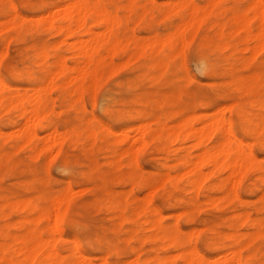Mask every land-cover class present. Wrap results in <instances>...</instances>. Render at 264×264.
I'll list each match as a JSON object with an SVG mask.
<instances>
[{
  "label": "bare ground",
  "instance_id": "1",
  "mask_svg": "<svg viewBox=\"0 0 264 264\" xmlns=\"http://www.w3.org/2000/svg\"><path fill=\"white\" fill-rule=\"evenodd\" d=\"M8 1L10 3L8 4L9 8L5 6L6 0H0L1 15L9 14V9L16 10V8L11 4V1ZM174 1H172V4H168V7L164 10V15H162L166 19H170L174 15L178 16L182 22L177 23V26L174 25L175 27H173V30L168 34L163 36L155 34L153 37L151 36L152 38H149L147 42L145 41V43H143L140 38L135 37L136 34L133 33H131V35L133 34L131 37L129 36L125 39L126 43L123 42L124 40L121 36L122 27L124 25L125 27L126 25H129L130 15L138 8V0H128V4L124 8L127 10V15L122 18L117 16L118 13L114 12V9L104 6L101 0H58L56 3L54 2V5L52 6L51 3L49 4L48 2H44L42 4L37 21L36 23L34 22L35 24H29L23 16L13 17L6 23L2 22L3 24L0 26V35H5L10 38L15 37L16 34H18V37L23 31L33 32L44 29L51 31L58 36L74 39L78 38V40H73L72 43L68 44L69 49L73 53L71 56L75 59L73 66H68L64 57L60 54V48L58 47L51 49L47 44H37L32 46L31 49L33 50L34 57L30 65H26L23 69L21 68L22 71L20 72L18 71L19 69H17V71H13L12 69L13 77H21V79L25 78L30 82L32 86L31 94L27 92L25 94L11 92V86L6 84L0 74V113L2 111L8 113L15 110L16 112H19L18 116L20 114L21 118L20 122H13L14 120L11 121V126L16 127V129H11V131L16 130V133H11L10 131V134H3L1 133L0 128V162L3 163L11 159L13 152H15V150H9V152L3 150L4 144L9 141L13 143V148H17L21 145L30 147L32 155L36 158L43 152L53 153V150H56L55 148L58 150L56 153H60L62 144L68 139L73 145L80 146L81 150L87 155L93 154V149L98 141H107L111 144L109 151L111 153L112 164H119L120 158L132 157V153H134V151L137 152V149H139L140 146L144 147L152 141L156 142L157 148L160 152L170 153L171 156L178 161V164L174 162L176 164L174 168H177V175L175 174L176 176L174 175L175 177H172L170 173L166 171L167 174L164 176H162L161 173H153L149 178L145 179L140 176L139 173L142 170L137 166V164H135V162V167L131 172L124 175L122 178L123 181H146L149 184H153L155 182L162 181L178 182L187 178L190 182L192 190L197 193L192 201L193 206H197L202 203L199 198V194L201 192V182L217 172H225L226 177L219 179L220 182L217 183V186L214 185L225 191L224 197H221L220 199L209 198L206 202L211 205L218 206L224 201L231 202L241 199L238 197L237 193H234L233 190V192H230V189H228L230 184L234 183L235 186L238 185L239 175L242 173L241 175L243 176L245 170L248 168L259 169L264 167L257 164L256 156L254 157L251 149L248 150L249 145H247V142H245L234 130L230 118L218 113L211 115L209 113H197L195 108L198 106L207 107L209 106V103L202 100L198 103L196 101L186 102L183 96L186 92L181 89V78L178 79L177 76L174 77V79H171L170 90L164 93L162 92L160 98L157 100H143L142 88L146 82L157 83L161 82L167 76H174L172 69L173 60L178 57L180 50L182 49L184 51L182 52L183 54H181L185 57L184 52L187 45L185 46L184 44L190 38V40H192V36L197 33L196 31H198L202 22L208 14L211 13L210 10L214 8L219 0H208V4L210 5L209 8L203 9L200 8V6L198 7V4L194 3V0ZM164 2L166 3V1ZM52 8H54L53 10L55 11V14L49 18L50 16H48V14ZM142 8L144 11L141 10L142 12L138 22L148 17L147 13L149 10H145L146 7ZM247 9L248 8H246V10ZM247 11L251 13V16L245 14L246 12L234 14L232 23L230 24L232 31H234L236 36L243 33L242 37L244 38L243 40H245L243 42L247 44L248 49H251V47L254 46V48L258 49V51L264 50V0H250L249 10ZM163 22L162 24H164ZM136 23L137 22L133 24L136 25ZM253 23L257 25V27L255 26L257 31L255 32L252 31ZM96 26L102 27L103 32H101L102 30H100L101 33L94 32L93 27ZM222 30L221 32H219V30V33L217 32L218 40H220V45L218 46L219 51L231 46V43L227 42L225 34ZM189 32L191 37L189 35V38L187 37L188 40L186 41V34ZM8 33H11L12 35L9 36ZM82 33H86L87 35H85L89 36V39L88 37L87 39L86 37L85 39L83 37V39H80L79 37ZM191 33L194 34L192 35ZM234 34L232 35L234 36ZM65 38L63 39V42H65ZM8 42L9 41H7V43ZM130 43L131 45H134V47L128 50V62L126 61V63L122 64V66L112 62H107L109 56L113 57L112 54L120 49L124 50ZM251 43L252 45H250ZM59 44L60 43H58V45ZM233 46H236V48L238 47L237 44H233ZM103 47L105 48V51H107V55L101 53V48ZM209 47V44L202 47V54L197 59L196 66L199 71H202L209 76H214V62H212L210 58ZM51 51L53 52L52 56ZM4 55H6V52L3 53L2 56L0 53V58L4 57ZM51 57L55 58V61L52 63L49 62V58ZM138 58H143L144 64L141 67L140 74L129 83L131 88L138 89L139 91V94L134 97L133 101L130 100L133 104L129 117L135 122L132 127L122 129L120 132H114L92 117L85 123L82 119V124H78L74 127L73 124L71 125L72 128L68 127L69 130L67 129L68 131L66 133H60L58 128L52 124V120H50V115L52 113L50 92L53 89L63 91L66 95L64 98L70 100L69 105L73 108H77L78 111L85 113L86 109L83 107L84 103L82 104V94L87 90H91V93L96 91L103 76L106 74L110 76L115 74L119 71V68L123 67L124 69V67L131 64L132 60L134 62ZM183 60L182 62H184ZM38 66L42 68L43 71L41 72H44L43 74L40 71V75L37 74L38 72L36 73ZM183 66L185 65L183 64ZM245 66H248V63H245ZM184 68H186V66ZM186 70L184 69V71ZM191 79L193 81V78L190 74H188L185 80L188 82L189 80L191 81ZM233 82L236 87L239 90L244 91V93H253L256 87L264 85V61L260 63V66L253 74L250 72V75L246 76L235 75ZM182 84L185 86L187 83L184 85L183 82ZM117 93L118 92L115 90H110L104 94L101 102V108L105 114L117 117L120 116L119 114H116V105L118 103V100H116ZM152 94L153 93H151V95ZM93 97L94 95L92 94L91 98ZM149 106L152 113L147 111ZM255 107H258L262 111L264 108L263 100L256 104L254 108ZM226 108H229V106ZM193 111L195 113L190 114ZM236 112L238 114L239 122L244 125L249 136H253L257 139L259 144L264 147V113H259V115L253 117V113H250L249 111L243 112V108L240 104L236 106ZM147 115L156 119V127L151 126V122H148L147 120ZM170 121L173 125H168V122ZM100 127L102 130L99 129ZM37 128L48 130V134L44 133V135L47 136L45 137L43 144L41 143L42 139L37 132ZM129 129H133L136 133L133 142L140 145L139 148L135 147L136 145L127 149L122 147L124 142L127 144L129 143L131 137V135H129L130 133H128ZM120 135L123 137H120ZM213 138L216 139V142L214 139L215 143H211V146L209 144ZM188 142L191 145H188ZM176 144H186L187 147L191 146L192 149L197 150L198 154L196 153V155H193L195 157L192 155L190 156L192 153L188 155L191 150H189V147L188 153H184V155H181V153L178 154V151L183 149L180 148L181 146L173 148V145ZM182 147H184V150L187 148L185 146ZM98 148L99 147H97V149ZM17 150H19V148H17L16 151ZM135 154L136 153H134V155ZM133 157L135 158V156ZM133 157L128 159V162L131 159L132 161L135 160ZM263 158L264 157H262V159ZM130 164L134 166L133 162ZM72 166V162L65 160L62 165V173L70 172ZM210 167L213 169L212 172H208L209 174H207L206 171V173H204L203 169ZM94 168L96 167L94 166ZM88 176V173H84L81 178L85 179ZM231 181L234 182L231 183ZM158 186H160V184ZM158 186L155 189H158ZM236 187L234 189L237 190ZM151 192L152 191L149 192L150 195H148V193L146 194L148 197L140 200L141 203L139 202L136 211H131L133 214H128V205L125 200H122L123 197L122 199H118L117 197L106 198L109 202V210L117 213V224L119 221H127L134 226L129 231L128 237L130 240L132 239L137 242L138 245L136 247L134 246L132 251L136 253L138 257L133 259V261L130 260V262L132 261L130 264H245L247 260L245 258L246 256L244 257L242 255L243 249H247L248 252H250L249 256L252 259L256 258L259 251L256 247L257 241L264 238V205L260 208L262 215L259 218H255L251 213L246 210H242L239 213H236V215L232 214L234 216V221L228 226L230 227L228 232L217 233L216 230L217 235L229 243V251H227L228 253L226 251V253L219 252L220 250L217 248V244L215 242L208 241L211 249L218 252L212 258V256L207 257L206 255H203L198 250L193 243L191 233L188 232V234L184 235V232H182L177 224L178 222H175V224L170 227L165 226L162 223L164 215L153 205L151 198L153 192ZM69 195L70 194L67 190L53 197H49L46 192H41L38 196L35 195L37 197L35 199L26 198L21 200L15 198L11 201H8L7 198L1 196L0 214L3 213L5 208H8L10 213L15 214V216L18 213L21 216L20 219L13 225L12 229L7 230L8 228H0V238L3 240L0 241V264H94V262L92 263L90 258L83 253L77 245L72 244L73 246H71L70 244L69 246L72 248H69V254L65 253V255L58 247V241L61 239L63 240L60 236L59 225L67 213L68 202L71 197ZM259 200L262 204H264V189L262 190ZM188 211L189 212L185 211V217L188 221H192V213L190 210ZM178 217L177 219H179ZM41 222L45 223V229L43 232L38 227ZM241 226H247V228L250 227L252 230L247 233H238L237 230ZM147 243L151 244L153 248L151 252H149L143 260H141L140 255L143 251L142 247ZM113 246L114 245L107 243L106 250L111 252L115 251L116 248ZM169 248L175 249L178 253H176V255L162 254L163 249L168 250ZM118 252L119 250L117 253ZM103 259H105V257ZM125 262H123V264H125ZM126 264H129V262H126Z\"/></svg>",
  "mask_w": 264,
  "mask_h": 264
},
{
  "label": "rangeland",
  "instance_id": "2",
  "mask_svg": "<svg viewBox=\"0 0 264 264\" xmlns=\"http://www.w3.org/2000/svg\"><path fill=\"white\" fill-rule=\"evenodd\" d=\"M10 1L11 4L16 8V10L9 9V14H0V26L3 23L8 22L11 18L18 16L25 17L26 21L29 24H35L38 15L40 14L42 4L44 2H48L49 4L51 3L52 6L54 5V2L56 3L58 0ZM164 1H166V3ZM172 1L174 0H138V8L130 15L129 25H126V27L124 25L122 27L121 36L124 40L123 42L126 43L125 39L129 36L131 37L133 34H136L135 37L140 38L143 43H145V41L147 42L149 38H152L155 34L163 36L171 32L173 30V27H175L174 25L177 26V23L182 22L181 19L175 15L170 19H166L163 17L165 8L168 7V4H172ZM101 2L107 8L114 9V12L118 13L117 16H119V18L127 15V10H125L124 8L128 4V0H101ZM174 2H176V0ZM194 3L198 4L197 6H200V8L202 9L209 8L210 6L208 4V0H194ZM8 4L10 3L8 0H6L5 6L9 8ZM249 4L250 0H219L215 5L216 7L214 6V8L210 10L211 13L208 14V16L205 18V22H202L198 31H196L197 33L194 34V32V35L191 33L193 35L192 40H190L191 38L189 39L190 41L188 40L190 32L186 34V41L188 40L189 43L187 41L184 44L185 46L187 45L184 52L185 57H183L182 55V52L184 51L182 49L180 50V54L178 55V57L175 58L172 62L174 76H167L161 82L157 83L146 82L142 88V97L144 101L145 99L157 100L158 98H160L162 92L164 93L170 90L172 78L174 79V77L176 76L178 77V79L181 78V89L186 92L185 94H183L184 100L186 102L196 101L197 103L202 100L209 103V106L207 107L198 106L197 108H195V111L197 113H209L210 115L218 113L220 115H225L227 118H230L234 130L245 142H247V145L250 146V148L248 146V150L251 149L254 157L256 156L257 164L264 167V158L262 159V157H264V147H262L257 139H255L253 136H249L247 130H245L244 125L239 122L238 114L236 112V106L240 104L243 108V112L249 111L250 113H253V117L259 115V113H264V108L262 111L258 107L254 108V106L261 100H263L264 102V85L256 87L253 93H244V91L239 90L233 82L235 75L246 76L250 75V72L251 74H253L260 66V63L264 61V50L258 51V49L254 48V46H252L251 49H248L247 44L243 42L245 41L242 37L243 33L236 36V34H234V31H232L230 25L232 23L234 14L236 13L246 12L245 14L251 16V13L247 11L249 10ZM142 7H146L145 10L147 11L149 10L147 13L148 17L138 22L141 16V12L144 11ZM246 8L248 9L246 10ZM53 9L54 8L50 10V13L48 12V16H50L49 18H51L55 14V11ZM134 21L137 22L136 25L133 24L135 23ZM162 22L164 24H162ZM252 26V31H257V25L253 23ZM93 30L96 33H99L100 30H102L101 32H103V28L98 26L93 27ZM221 30L224 32L227 42L231 43V46L229 48L223 49L222 51H219L218 46L220 45V40H218L217 32H221ZM131 33L133 34L131 35ZM85 34L86 33H82L79 38L81 39L83 37L85 39L86 37L87 39L88 37L89 39V36H86L87 34ZM232 34H234V36ZM8 35L11 36L12 34L8 33ZM17 35L18 34H16V36L13 38L6 37L5 35H0L1 56L6 52V55L0 58V74L6 84L8 86H11V92H17L21 94H25L26 92L29 94L32 93V86L30 82L25 78L21 79V77H13L12 72L14 70L17 71V69H19L18 71L20 72L23 68L26 67V65H30L34 57L33 50L31 49L33 45L47 44L51 49L58 47L60 48L61 52L59 53L62 54L68 66L74 65L75 59L73 56H71L73 55V53L69 49L68 44L72 43L73 40L77 41L78 38H65L44 29L33 32L23 31L21 34H19L18 37ZM64 38L65 42H63ZM7 41L9 42L7 43ZM58 43L60 44L58 45ZM207 44H209L210 46V58L212 62H214V76H209L204 72L199 71L196 66V61L202 54V47ZM233 44H237L238 47H234ZM250 45H252V43ZM132 47H134V45H131L130 43L124 50L120 49L116 51L114 54H112L113 57H108L107 62H112L114 64L122 66V64H125L127 60L129 61V55L127 54L129 53L128 50ZM101 53L107 55V51H105L104 47L101 48ZM52 54L53 52L51 51V56ZM109 59H111L112 61ZM182 60L184 62H182ZM54 61V57L49 58V62L52 63ZM244 62L248 63V66H245ZM182 63L186 66V68H184L185 66H183ZM143 64V58H138L134 62L132 60L131 64L124 67V69L123 67L119 68V71H117L115 74L111 76L106 74L105 76H103L96 91L91 93V90H87L86 92H84L82 94V104L84 103L83 107L86 109L85 113L78 111L77 108L71 107L69 105L70 100L64 98L66 97V95L63 91L53 89L50 92L51 96L49 95L50 104H52V113L50 115L52 124L58 128L60 133H66L69 128H72L71 125L74 124V127L78 124H82V119L85 123L92 117L101 122L104 126H106V128L114 132H120L122 129H128L132 127L135 122L129 117V113L132 110V101L134 97L139 94V91L138 89L131 88L129 86V83L140 74ZM184 69H187L188 71H184ZM39 71H43L40 66H38V68L36 69V73L38 72V75H40ZM41 73L43 74L44 72ZM187 73L190 74V76L193 78V81L192 79L188 82L185 80L188 76ZM183 82L184 85L186 83L187 84L183 86ZM110 90H115L116 92H118L116 95V100H118V103L116 105V114L120 115L118 117L105 114L101 108L103 96ZM151 93L153 94L151 95ZM92 94L94 95V99L91 98ZM227 106H229V108H226ZM118 108L121 110H119ZM147 111L149 113H152L150 106L147 108ZM4 113V111L0 113L2 114L0 115L1 133L10 134L11 129H16L15 126H11V121L14 120L13 122H20V114L18 116L19 112H16L15 110H12L5 114ZM192 113L195 112L193 111L190 114ZM10 115L12 116V118ZM147 120L148 122H151L152 127H156V119L154 117L147 115ZM169 124L173 125L171 121L168 122V125ZM99 129L102 130L101 127ZM15 131L12 130L11 133ZM47 131L48 130L42 128H37V132L40 138L43 140H41L42 144L45 137L47 136L44 135V133L48 134ZM128 133H130L129 135H131L129 143L127 144L124 142L122 147L124 149H127L136 145L135 147L139 148L140 145L133 142L134 137L136 136L134 130L129 129ZM120 137L123 136L120 135ZM214 139L215 138L212 139L213 141L211 140L209 145L212 146L211 143L214 144L216 142V139L215 142ZM186 144H176L173 145V148L181 146L180 148H182L183 150L178 151V154L181 153V155H184V153H188V147L189 150L191 149L188 155L190 153H192L190 154V156L196 155V153L198 154L196 149H192L191 146L187 147ZM110 145L111 144L107 141H98L93 149V154L87 155L81 150L80 146L73 145L72 142L68 139L62 144L60 153H56V151L58 150L57 148H55L56 150H53V153L43 152L36 158L32 155L30 147L21 145L17 147L19 148V150L16 151L17 148L12 147V142H6L3 146V150L6 152H9V150H15L16 153L13 152L11 159L7 160L6 162H0V165L2 166H0V198L1 196H3L7 198L8 201H11L15 198L21 200L26 198L35 199L37 198L36 196H38L41 192H46L49 197H53L67 190L70 194L69 196L71 197L68 202L67 213L59 225L60 236L63 238V240L61 239L60 241H58V247L60 251L65 255V253L70 252L69 248H72L71 246L77 245L83 251V253H85L90 258L92 263L94 262V264H101L102 260V264H123V262L125 261L127 263L129 262L130 264L133 259L138 257L136 253L132 251L134 246L136 247L138 244L137 242H135V240L131 239V241L128 237L129 231L134 226L127 221H119V223L117 224V213L109 210V202L106 198L117 197L118 199H122L123 197L122 200H125L128 205V214H133V212L131 211H136L139 202L141 203L140 200L148 197V195H150L149 192L152 191L153 194L151 195V198L153 205L158 208L165 216H163L162 223L165 226L170 227L174 225L175 222H178L177 224L179 225L182 232H184V235L188 234V232L191 233L193 243L198 248V250L203 255H206L207 257L212 256V258L218 252L211 249L208 241L215 242L217 244V248L220 250L219 252L226 253L227 251H229V243L226 240L220 238L217 233L228 232L230 230V227L228 226L234 221V216L232 214L236 215V213H239L242 210H246L255 218H259L262 215L260 208L264 204H262L259 199L262 190L264 189V168H248L247 170H245L243 176L241 175V173V176L239 175L238 177L239 181L238 185H236L238 187L234 185V181H231V183L233 184H230L228 189H230V192L233 190L234 193H237L238 197L241 199H237L231 202L224 201L218 206L211 205L206 201H208L209 198L220 199L221 197H224L225 191L222 188H218L216 186L218 185L217 183L220 182L219 179H223V177H226V173L217 172L216 174L210 175L208 179L203 180V182H201L200 184L201 192L199 194V198L202 203L197 206H193L192 201L197 193L192 190L190 182L187 178H184L178 182L162 181L155 182L153 184H149L146 181H123L122 178L124 177V175L131 172L135 167V164H137V166L142 170L139 174L142 178L145 179L149 178L153 173H161L162 176H164L167 174L166 171L170 173L172 177H175L177 175V168L174 167L176 166V164H178V161L174 159L170 153L160 152L157 148L156 142L151 141L144 147L140 146L139 149L136 148L137 152L134 151L136 150L134 149L133 151L136 154L134 155V153H132V157L135 156V158L133 157L135 160L132 161L131 159V162H128V159L132 158L131 156L130 158H120V163L122 164L111 163L112 158L109 151ZM188 145L191 144L188 142ZM182 146H185L187 148H185L184 150V147ZM97 147L99 148L97 149ZM65 160L72 162L73 166L71 167L70 172L62 173V165L64 164ZM132 162L133 164L136 162L134 166L130 164ZM168 164H170L171 166ZM94 166L96 168H94ZM203 170L204 173H206L207 171V174H209L213 169L210 167L204 168ZM83 172L89 174V176L85 179L81 178L82 174H84ZM23 183L26 185H24ZM159 184L160 186H158ZM152 185L154 186V188ZM156 185L159 187L158 189H155L157 187ZM235 187L237 188V190L234 189ZM147 193L148 195L146 196ZM188 210H190L192 213V221H188L185 217V211L189 212ZM1 214L0 228H8L7 230L12 229L13 225L20 219L21 216L18 213L16 214V216L15 214L10 213L8 208H5V210ZM177 214H180L179 217ZM177 217L179 219H177ZM175 219H177L178 221ZM62 223L64 226L62 225ZM38 227L43 232L45 229V223H39ZM251 230L252 229L250 227L247 228V226H241L239 227L237 232L247 233L251 232ZM259 240V243L257 241L256 245L259 251L255 259H252L249 256L250 252H248L247 249L242 250V255L244 257L246 256L245 258L247 260L245 264H264V238ZM0 241L3 240L0 238ZM107 243L114 245L113 247H115L116 250L113 252L106 250ZM70 244L71 246H69ZM152 248L153 247L151 244H144V246L142 247L143 251L140 255L141 260H143L146 255L151 252ZM118 250L119 254L117 253ZM176 253L178 252L172 248H169L168 250H162V254L165 255H176ZM103 256L105 257V259H103ZM130 260L132 261L130 262Z\"/></svg>",
  "mask_w": 264,
  "mask_h": 264
}]
</instances>
